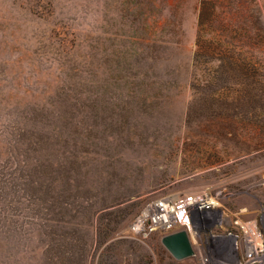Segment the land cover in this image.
Returning a JSON list of instances; mask_svg holds the SVG:
<instances>
[{
    "label": "rangeland",
    "instance_id": "rangeland-1",
    "mask_svg": "<svg viewBox=\"0 0 264 264\" xmlns=\"http://www.w3.org/2000/svg\"><path fill=\"white\" fill-rule=\"evenodd\" d=\"M218 3L201 28V0H0V264H249L230 221L264 233V0ZM208 189L237 254L133 231Z\"/></svg>",
    "mask_w": 264,
    "mask_h": 264
},
{
    "label": "built area",
    "instance_id": "built-area-1",
    "mask_svg": "<svg viewBox=\"0 0 264 264\" xmlns=\"http://www.w3.org/2000/svg\"><path fill=\"white\" fill-rule=\"evenodd\" d=\"M219 194L208 189L196 194L169 193L151 198L134 219L132 229L136 234L147 237L156 232L175 233L178 226H184L192 240L199 238L201 232L212 230L216 235L229 239L237 254L239 238L232 229L226 228L229 221L224 219L225 211ZM234 218L230 224L241 231L247 262H259L264 252V233L257 220L243 219L239 214ZM203 263L211 264V261L203 257Z\"/></svg>",
    "mask_w": 264,
    "mask_h": 264
},
{
    "label": "water",
    "instance_id": "water-1",
    "mask_svg": "<svg viewBox=\"0 0 264 264\" xmlns=\"http://www.w3.org/2000/svg\"><path fill=\"white\" fill-rule=\"evenodd\" d=\"M163 243L179 259L189 257L195 252L189 235L185 230L164 236Z\"/></svg>",
    "mask_w": 264,
    "mask_h": 264
},
{
    "label": "trees",
    "instance_id": "trees-1",
    "mask_svg": "<svg viewBox=\"0 0 264 264\" xmlns=\"http://www.w3.org/2000/svg\"><path fill=\"white\" fill-rule=\"evenodd\" d=\"M220 6L218 0H201L200 11L198 15V25L204 28L213 25L215 19L220 15Z\"/></svg>",
    "mask_w": 264,
    "mask_h": 264
}]
</instances>
